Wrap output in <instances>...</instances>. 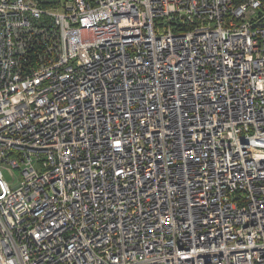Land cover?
Segmentation results:
<instances>
[{
	"label": "built area",
	"instance_id": "built-area-1",
	"mask_svg": "<svg viewBox=\"0 0 264 264\" xmlns=\"http://www.w3.org/2000/svg\"><path fill=\"white\" fill-rule=\"evenodd\" d=\"M0 264H264V0H0Z\"/></svg>",
	"mask_w": 264,
	"mask_h": 264
}]
</instances>
